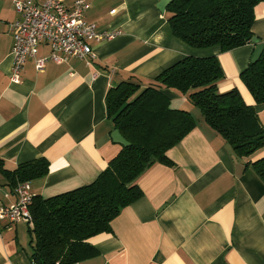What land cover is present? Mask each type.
<instances>
[{
  "label": "crops",
  "instance_id": "obj_1",
  "mask_svg": "<svg viewBox=\"0 0 264 264\" xmlns=\"http://www.w3.org/2000/svg\"><path fill=\"white\" fill-rule=\"evenodd\" d=\"M13 1L0 0V204L17 200L8 171L41 157L48 172L29 181L33 195L94 181L121 149L111 138L108 89L130 78L144 86L188 55L216 56L223 72L218 91L236 88L264 127V105L240 78L255 45L190 47L172 34L161 0H85V19L116 35L92 42L86 59L63 55L37 70L28 58L21 81L12 82L10 23L19 17ZM252 32L264 41V1L255 7ZM50 52L41 43L37 57ZM165 93L171 107L191 112L194 128L167 151L170 165L155 162L137 178L141 196L120 210L110 230L90 237L97 254L73 264H264V180L248 164L264 147L237 157L186 94ZM34 263L29 224L0 221V264Z\"/></svg>",
  "mask_w": 264,
  "mask_h": 264
},
{
  "label": "trees",
  "instance_id": "obj_2",
  "mask_svg": "<svg viewBox=\"0 0 264 264\" xmlns=\"http://www.w3.org/2000/svg\"><path fill=\"white\" fill-rule=\"evenodd\" d=\"M263 1L170 0L167 21L172 34L190 47L230 50L251 42L255 7ZM222 77L216 56L188 55L144 86L141 79L130 78L109 88L107 116L129 145L121 146L94 181L47 198L33 196L29 234L34 262L73 264L95 256L90 237L109 231L120 210L141 196L137 178L155 162L171 164L167 151L194 128L195 119L189 110L171 107L165 90L186 94L237 157L249 158L263 148L264 127L255 106L246 104L236 88L218 91ZM240 78L256 104L264 105V50ZM248 164L264 180V155ZM8 172L15 187L44 176L48 161L37 158Z\"/></svg>",
  "mask_w": 264,
  "mask_h": 264
},
{
  "label": "built area",
  "instance_id": "obj_3",
  "mask_svg": "<svg viewBox=\"0 0 264 264\" xmlns=\"http://www.w3.org/2000/svg\"><path fill=\"white\" fill-rule=\"evenodd\" d=\"M14 9L19 17L10 23L12 34V67L10 79L21 81V71L33 58L37 70L49 61L59 63L63 55L80 59L92 54V42L108 40L116 35L113 30H98L94 22L85 19L88 7L85 0H74L66 6L63 0H14ZM41 43L50 47V54L37 57ZM16 202L0 204V221L32 223L30 204L33 193L29 181L18 182L14 188Z\"/></svg>",
  "mask_w": 264,
  "mask_h": 264
},
{
  "label": "water",
  "instance_id": "obj_4",
  "mask_svg": "<svg viewBox=\"0 0 264 264\" xmlns=\"http://www.w3.org/2000/svg\"><path fill=\"white\" fill-rule=\"evenodd\" d=\"M169 2L170 0H161V2L158 5V8L161 11H164ZM251 43H253L255 47H254L250 62H255L259 59V57L261 56L264 50V41H261L257 36L253 35L251 38ZM111 138L115 143H119L121 146L129 145V142L122 136V134L120 133L118 129H115L114 131H112Z\"/></svg>",
  "mask_w": 264,
  "mask_h": 264
},
{
  "label": "rangeland",
  "instance_id": "obj_5",
  "mask_svg": "<svg viewBox=\"0 0 264 264\" xmlns=\"http://www.w3.org/2000/svg\"><path fill=\"white\" fill-rule=\"evenodd\" d=\"M197 107V106H196ZM198 110H200L198 107H197Z\"/></svg>",
  "mask_w": 264,
  "mask_h": 264
}]
</instances>
